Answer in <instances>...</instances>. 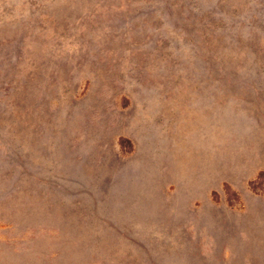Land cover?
I'll return each instance as SVG.
<instances>
[{
	"label": "rangeland",
	"instance_id": "374dc122",
	"mask_svg": "<svg viewBox=\"0 0 264 264\" xmlns=\"http://www.w3.org/2000/svg\"><path fill=\"white\" fill-rule=\"evenodd\" d=\"M0 264H264V0H0Z\"/></svg>",
	"mask_w": 264,
	"mask_h": 264
}]
</instances>
